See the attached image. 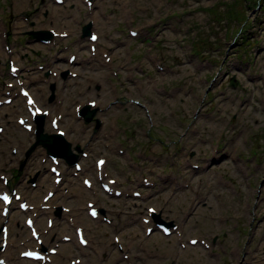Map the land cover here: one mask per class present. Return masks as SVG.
I'll list each match as a JSON object with an SVG mask.
<instances>
[{"label": "rangeland", "instance_id": "obj_1", "mask_svg": "<svg viewBox=\"0 0 264 264\" xmlns=\"http://www.w3.org/2000/svg\"><path fill=\"white\" fill-rule=\"evenodd\" d=\"M17 1L18 10L27 5L41 3V0ZM260 1L95 0L94 2L93 9L100 32H102V25L105 24V28L109 30H103V32L110 33L123 17L129 22L124 31L126 33V45L120 48L117 46L118 40L111 43L116 46L113 54V66L117 72V75L114 76V79L117 78L114 82L118 88L116 95H120L122 101H114L112 107L97 111L96 116L107 119L104 120L105 124H103L102 130L97 131L94 121L89 125L83 124L82 121L75 120L72 112L77 103H86L89 99L98 96L94 84L73 93L69 89L70 85L64 87L69 106L65 105L67 109L64 107L60 111L64 113L61 127L67 131V139L72 141L74 145H80L82 150L89 154V157L84 158L79 154L83 171L78 177L73 175L74 169L68 167L69 164L62 159L60 169L63 172V183L54 202L57 204L60 201H66L74 207H84L87 201L95 200L97 204L105 205L109 209H116L114 207L120 206L124 202L128 204L129 199L125 196L122 199H112L101 191L100 181H98L95 170V160L98 157H107L106 170L111 175L118 177L122 186L128 187L130 182H134L138 172L147 168V166H143V163L148 164L152 170L158 171L160 167L162 168V143L166 141L169 147L174 149L177 139H179L176 132L183 134L188 132L186 142L185 140L183 142L184 147L188 152L196 151L195 160L198 162L208 161L204 159L208 157V154L213 155L216 159L223 152L228 151L227 155L229 154L224 156L226 160L224 159L221 164L209 167L205 172L197 173L194 178L197 177L200 183L195 181V188L192 187L191 189H187L184 185L189 182L190 176L195 175L196 172L187 169L185 161L188 158L183 155L181 173L174 170L170 171L177 176L176 182L178 184L168 183L166 189L162 191L163 204L161 209L164 211V219L168 222L181 223L186 233V241L191 237L211 240L212 234L218 236L219 243L216 241V248H213L217 250V256L207 257L208 252L198 243L176 252L171 258L170 256L173 255L175 249V238L172 236L165 238L156 232L151 238H147V249L142 252L137 251L139 262L129 250V254L132 256L130 261L134 264H234L235 259L233 260L229 253L231 254V250L235 248L241 251L244 249L251 228L255 238L264 236V219L261 223L264 216V9L262 4L257 7V3ZM77 3L78 0H67V8L61 5L56 6V9L67 11L70 14L69 18L58 16L59 24L67 27L75 25V18L81 15V12L74 8V4ZM2 9L0 4V11ZM102 12L106 14L102 15ZM120 16L122 17L120 18ZM155 22L162 24V26L160 25L162 36L159 37L160 41L156 42L158 44L153 46L156 50L154 54L160 55L166 62L170 63L172 69L169 70L168 74H162V78L155 76V74H152L151 77L143 76L141 85L144 92L139 94L134 85H129L125 81L126 70L119 71L121 73L118 70L120 66L124 67L128 65L127 62L131 61L127 54L130 57L133 56L134 59H141L143 54H146L147 42L142 44L138 42L139 40L130 38L132 36H128L129 30L136 29L139 35L148 37L147 29ZM244 24L247 26L246 28ZM157 32L158 27L152 26L151 39L154 40ZM0 41V95L5 98L7 90L4 83L13 82V79L8 72L10 57L5 51L3 52V47L7 41L2 40V38ZM16 42L18 43L17 46L24 45L20 50V55L18 54L19 50L16 49L15 56L11 57L20 65V78L26 79V84L32 86V90L34 89L39 97L45 98V92L41 91L46 90V87L41 85L38 89L36 85L38 81L36 76L38 69L36 68L42 61L37 64L29 61L32 47L28 40L27 43ZM9 43L13 45L12 42ZM127 49L129 52H126ZM77 51L79 52V50ZM77 51L55 54L56 56L48 55V61L52 64L51 68H57L59 71L64 69V65H66L69 69L75 70L71 65L62 62L59 57L67 59L70 53ZM80 55L83 54L80 53ZM33 60L35 61L34 57ZM93 64L97 68L88 69L87 67L88 72L93 71L88 74V78L98 79L97 82L102 88L100 93L102 96H108L106 92L108 90L107 80L111 75H109L110 73L105 74L103 72L105 69L96 65V62ZM48 68L46 66V69ZM44 71L38 72L42 74ZM22 74L25 78L21 76ZM120 76L121 78L118 80ZM233 76L238 80L235 89L230 85ZM163 83L167 91L182 87V90H190L191 96L185 97L183 94H178L176 99H168L167 95L162 98V107L159 103L149 105V110L155 112L153 115L155 121L152 127L145 120V111L135 106L131 100L138 98L150 102L158 98L157 91L162 88ZM71 85L73 86V84ZM78 93H86L90 96L74 103L76 98L74 96ZM42 105L47 106L44 103ZM185 108L189 109L186 116ZM52 111L58 112L53 109ZM173 114H177L178 120L182 124H188L191 121L190 125L198 129L197 135L193 136L189 133L192 126L187 130L183 129L181 132L170 121ZM20 115H27L21 96L14 99L12 104L0 107V124L5 127V133L0 134V175L1 173L6 174L11 178V170L23 160L27 163L29 158L27 167H32V171L37 170L41 176L37 187H32L27 181L28 177H25L20 180L19 184L16 185L14 181L10 187L6 188L0 178V190H10L17 187L23 199H27L31 203H38L48 189L56 190L52 184L53 175L48 169L51 162L41 146L36 147L35 151L25 157L26 150L31 143H34V140L33 136L28 135L25 129L17 124L16 118ZM114 120H116L117 127L121 132H119L120 134L117 133V137L107 139L104 135L109 134L110 130L114 128L112 126ZM44 128L45 132L54 133L50 126V117L46 118ZM145 135L151 136L154 145H158L153 147V144H143L147 151L155 156L156 162L147 160L145 157L146 148L142 146V143L147 142ZM110 140L116 145H121L119 147H123L126 152L120 155L117 153L116 147L108 149L104 141ZM134 142L141 144L138 154L134 149L136 147L133 145ZM215 145L223 152L215 155L213 152ZM13 147L18 149L15 156L11 154ZM152 150L154 152H151ZM158 154H161L160 159L156 156ZM42 158L48 160L42 163ZM188 161L193 162L191 159ZM132 164H135L136 167H132ZM239 169L241 170L239 171ZM166 172L165 174H168ZM84 176L92 178L95 182L93 191L86 190L82 185ZM142 177L148 176L145 173L139 175L136 182L140 183ZM153 179L156 181L154 177ZM158 183L160 182L156 181V184ZM130 185V187H122V189L132 191L137 188L135 184L130 183ZM65 186L70 188V194L67 197L61 194ZM158 189L159 187L153 190L152 198L146 200L145 204L139 202L142 203V208L137 209L136 212L145 211L146 207L154 205L155 201L161 202ZM156 191L157 197H154ZM94 192L98 195L97 198H95ZM147 192L148 190H145V193ZM196 192L199 194L198 196ZM169 195L172 197L171 201L165 204ZM194 199L195 203H193ZM193 207H195V211ZM125 208L127 207L125 206ZM76 213L79 222L87 228L89 236L97 245L102 247L103 252L106 254L110 251L114 253V248L108 246V240L112 242L113 234L111 232L114 231V228L90 221L86 212L79 213L76 211ZM135 214L138 215V213ZM28 215H32V212H20L17 208V202L12 205L8 219L0 215V229L6 223L10 231L9 245L0 250V257H4L8 264H46L20 257V252L24 246L34 244L24 225V219ZM253 218L255 222L251 224L250 220ZM257 224H260L259 229H256ZM122 227L114 232L121 236L125 244L133 248L134 242L142 234L139 222L122 225ZM53 230L62 234L73 231L67 226L63 217L58 220V224ZM220 243L223 244V247L219 246ZM128 245L127 247H129ZM176 248L178 247L176 246ZM65 249H70L68 251H71L73 258L77 257L78 253H82V255L84 252L86 253V251H79L74 241L68 243ZM151 249L158 254V257L150 259L149 250ZM255 250V248H251L250 253ZM261 250L264 251V245H262ZM65 255L64 250L61 255L62 260H64ZM117 255L115 250L114 256ZM93 257L94 263L95 259L99 264L104 263L102 261L103 256L100 257V260L97 259L99 256L93 255Z\"/></svg>", "mask_w": 264, "mask_h": 264}, {"label": "flooded vegetation", "instance_id": "obj_2", "mask_svg": "<svg viewBox=\"0 0 264 264\" xmlns=\"http://www.w3.org/2000/svg\"><path fill=\"white\" fill-rule=\"evenodd\" d=\"M85 8H82V14H84L85 12ZM120 23V24H119ZM118 25L116 27H114V29L110 32V36L113 37L116 41L118 40L119 43H117V46H120V48H123L126 45V39H125V35L126 33L125 31V27L123 25L122 22H119ZM154 24V25H152ZM151 25L155 28V26L158 27V32L157 34L154 36V41L151 43V41L153 39H151V30H152V26L148 27L147 29V34L149 35L148 37H143L142 35L139 36V38L137 39L138 42L144 44L145 42H147V44L149 46H147V50L148 52L146 54H143V57L140 58H136L134 59L133 56L130 57V62H127L128 65H126L124 68L126 69V73H129L130 69H132V73L136 74V75H140V76H148V74H155V73H160L161 76L159 78H162V72H158L157 68H156V63H159L162 66V57L160 55H154V53L156 52V50H154L153 46L158 43V41H160L159 37L162 36V27L160 28V25L162 26V24H160L159 22H155L152 23ZM151 41H150V40ZM114 42V41H113ZM115 47L113 45V49L115 50ZM85 49H87L86 45L84 47V52ZM93 63L96 62V65H99L101 67V64L97 61V60H92ZM103 65V63H102ZM104 66V65H103ZM105 69V68H104ZM111 82V80L108 78L107 83L109 85V83ZM162 84V83H161ZM139 94H142L144 91L141 90L140 88H137ZM147 94V92H146ZM158 94V98L151 100L150 102H148L146 100L145 103L141 102V105H151V104H156L159 103L162 107V98H165L164 96L168 95V99H176L177 96H179L180 94H183L185 97L191 96L190 95V91L187 93H182L178 88L176 89H172L170 91H165L162 90V88H160L157 91ZM179 94V95H178ZM146 96V95H145ZM175 97V98H174ZM184 100V99H182ZM187 112V109L185 111V113ZM162 121V120H161ZM170 121L171 123H173L176 127H181V124L178 120L177 114H173L170 117ZM188 136V132H185L184 134L180 135V138L183 140L184 138H186ZM168 164L171 165V167L175 166L174 163H169L168 159L166 158V156L164 154H162V172L166 170V168L168 167Z\"/></svg>", "mask_w": 264, "mask_h": 264}, {"label": "water", "instance_id": "obj_3", "mask_svg": "<svg viewBox=\"0 0 264 264\" xmlns=\"http://www.w3.org/2000/svg\"><path fill=\"white\" fill-rule=\"evenodd\" d=\"M90 34H91V32L89 30V27H86L84 29V36L86 37V36H88ZM37 36L38 37H46L47 35L46 34H42V35L38 34ZM48 38H49V36L47 37V39ZM66 76H67V72H64L63 73V77L65 78ZM237 83L238 82L236 81L235 77H233L231 79V85L235 86V85H237ZM95 112H96V110H90V108L88 106H86L82 110L81 114L85 118V122L86 123H89V122H91L93 120V118L95 116ZM39 120H40V118H39ZM39 142L42 143L44 146H50V145H52V146L54 145L55 146L56 145V146H59V147H60L59 144L64 143L62 138L59 137V136H56V135L46 136V135H42V134H39ZM66 148H67V151H68V153L70 155L71 151H70V146L68 144H66ZM162 223H164V222L162 221Z\"/></svg>", "mask_w": 264, "mask_h": 264}, {"label": "crops", "instance_id": "obj_4", "mask_svg": "<svg viewBox=\"0 0 264 264\" xmlns=\"http://www.w3.org/2000/svg\"><path fill=\"white\" fill-rule=\"evenodd\" d=\"M70 28H73L74 30H77V26H70ZM102 30H106L105 24L102 25Z\"/></svg>", "mask_w": 264, "mask_h": 264}, {"label": "trees", "instance_id": "obj_5", "mask_svg": "<svg viewBox=\"0 0 264 264\" xmlns=\"http://www.w3.org/2000/svg\"><path fill=\"white\" fill-rule=\"evenodd\" d=\"M261 1H262V3H261ZM259 3H258V5H260V4H262V8L264 9V0H261ZM247 2H250V0H247Z\"/></svg>", "mask_w": 264, "mask_h": 264}, {"label": "bare ground", "instance_id": "obj_6", "mask_svg": "<svg viewBox=\"0 0 264 264\" xmlns=\"http://www.w3.org/2000/svg\"><path fill=\"white\" fill-rule=\"evenodd\" d=\"M3 133H5V130L3 131ZM66 135H67V133H66ZM152 236V235H151ZM39 238H40V236H39ZM124 258V257H123ZM125 259V262H127V260H126V258H124ZM123 259V260H124ZM35 262V261H34Z\"/></svg>", "mask_w": 264, "mask_h": 264}, {"label": "snow or ice", "instance_id": "obj_7", "mask_svg": "<svg viewBox=\"0 0 264 264\" xmlns=\"http://www.w3.org/2000/svg\"><path fill=\"white\" fill-rule=\"evenodd\" d=\"M95 215V213H93Z\"/></svg>", "mask_w": 264, "mask_h": 264}]
</instances>
